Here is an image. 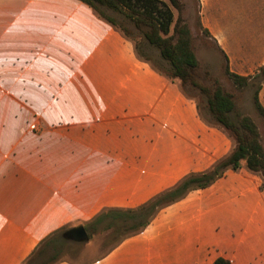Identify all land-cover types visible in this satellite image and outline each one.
<instances>
[{"label":"crops","instance_id":"obj_1","mask_svg":"<svg viewBox=\"0 0 264 264\" xmlns=\"http://www.w3.org/2000/svg\"><path fill=\"white\" fill-rule=\"evenodd\" d=\"M255 1L197 0L202 29L242 76L264 65ZM180 85L81 0H0V264H21L52 233L103 208L138 207L227 156L233 139ZM219 257L264 264V180L245 167L163 207L101 257L57 264Z\"/></svg>","mask_w":264,"mask_h":264},{"label":"trees","instance_id":"obj_2","mask_svg":"<svg viewBox=\"0 0 264 264\" xmlns=\"http://www.w3.org/2000/svg\"><path fill=\"white\" fill-rule=\"evenodd\" d=\"M81 1L88 4L100 18L109 22L126 38L130 39L134 43L139 57L145 61H150L159 72L172 80L178 81L181 86L190 83L205 94L208 110L214 124L222 127L235 142L233 150L208 169L184 176L176 184L159 192L142 205L135 208H103L92 219L78 223L85 227L89 237L94 236L100 229H109L114 225L124 227L130 232L123 235L117 243L129 236L140 233L149 225L160 209L184 198L192 190L212 185L228 169L238 170L245 167L251 171L261 173L264 178V148L260 141V133L256 123L249 116H242L238 122L234 121L231 115L235 108L233 95L225 91L218 83L211 90L195 78L194 72L198 68L199 62L192 46L190 28L186 24L174 25L173 30L176 36L169 35L174 20L172 6L178 7L177 0H169V3L162 0ZM104 9L123 14L137 28L142 29L143 27L144 39L148 45L155 47L159 51L161 59L169 64V72L158 67L148 55L141 53L138 40L133 38L124 27L119 26L115 19L104 12ZM203 31L208 35L207 30L203 29ZM226 69L227 74L238 87L256 83L254 102L257 110L264 117V107L259 100V91L264 84V65L251 76L233 73L228 66H226ZM73 226L63 228L49 235L21 264H34L30 262L32 260L36 261L35 264H57L60 262L57 254L66 242L61 234ZM44 256H47V261H42ZM213 264L232 263L226 258L219 257Z\"/></svg>","mask_w":264,"mask_h":264},{"label":"rangeland","instance_id":"obj_3","mask_svg":"<svg viewBox=\"0 0 264 264\" xmlns=\"http://www.w3.org/2000/svg\"><path fill=\"white\" fill-rule=\"evenodd\" d=\"M162 1L169 3V0ZM177 2L178 7L172 6L174 20L169 35L176 36V33L173 30L174 25L178 26L180 24H186L190 28L192 46L199 62V66L194 72L195 78L211 90L214 89L218 83L225 91L230 92L233 95L235 102V108L231 113L233 120L238 122L242 116L251 117L258 127L260 141L264 148V117L259 113L254 102L256 83L244 87H238L234 84L233 80L227 74V64L223 55L199 25L197 0H177ZM257 6H260L261 8L264 7V0H256L253 7ZM104 12L115 19L119 26L124 27L133 38L138 40L141 53L148 55L158 67L169 72V64L161 59L159 51L155 47L148 45L144 39L143 27L142 29L137 28L130 19L118 12L109 9H104ZM147 62L152 64L150 61ZM152 66L158 71L153 64ZM182 87L186 94L196 98L204 119L207 122L214 124V120L208 110L207 96L201 93L198 88L193 87L190 83H185L181 88ZM30 125L37 127L38 120L31 119ZM257 173L262 176L261 173ZM128 233H130L128 229L121 226L118 227L117 225H114L109 229H100L94 234V236L90 237V240L87 243L66 241L59 249L57 258L59 261L85 262L101 257L113 245H115L123 235ZM46 257L47 256H44L42 261H47L48 259ZM30 262L34 264L36 263L35 260Z\"/></svg>","mask_w":264,"mask_h":264},{"label":"water","instance_id":"obj_4","mask_svg":"<svg viewBox=\"0 0 264 264\" xmlns=\"http://www.w3.org/2000/svg\"><path fill=\"white\" fill-rule=\"evenodd\" d=\"M62 238L66 241L87 243L90 240L89 234L82 224L70 227L62 232Z\"/></svg>","mask_w":264,"mask_h":264}]
</instances>
